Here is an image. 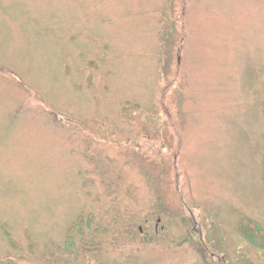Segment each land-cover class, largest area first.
Wrapping results in <instances>:
<instances>
[{"label": "rangeland", "instance_id": "rangeland-1", "mask_svg": "<svg viewBox=\"0 0 264 264\" xmlns=\"http://www.w3.org/2000/svg\"><path fill=\"white\" fill-rule=\"evenodd\" d=\"M263 230L264 0H0V264H264Z\"/></svg>", "mask_w": 264, "mask_h": 264}, {"label": "flooded vegetation", "instance_id": "flooded-vegetation-1", "mask_svg": "<svg viewBox=\"0 0 264 264\" xmlns=\"http://www.w3.org/2000/svg\"><path fill=\"white\" fill-rule=\"evenodd\" d=\"M147 221H148V219H145L143 221V222H146L145 224H143V225H145V227H143L142 224L138 226L139 227L138 230L140 231L139 234L141 235L142 239L145 240V241L146 240L149 241L150 239H154V237L157 235V234H153V232L150 231L151 226L150 227L148 226ZM154 228H156V230L158 231V225H156ZM145 229H148L149 232L148 233H145ZM195 235H197V234H195ZM121 236L123 237L124 234H122ZM162 236L164 237L163 234H162ZM198 236H199V241H197L196 239H195V241L197 243L198 249L200 251H202L205 256H207L206 259H208V257L211 258L212 259L211 263H213L215 261L214 257H217L219 260H221V257L223 259H225L224 258V255H220L216 251L212 250L209 247V245H207L206 239L203 238V235L201 233H199ZM191 237H192V234H191ZM201 245L203 247H201ZM219 255H220V257H219ZM247 258H248L249 264H256L254 260H252L248 256L245 257V255L239 256V261H241V263L244 264V259H247ZM242 260H243V262H242ZM126 261H127V264H130V262H131L130 258L126 259ZM118 264H123V263L122 262H119Z\"/></svg>", "mask_w": 264, "mask_h": 264}, {"label": "trees", "instance_id": "trees-1", "mask_svg": "<svg viewBox=\"0 0 264 264\" xmlns=\"http://www.w3.org/2000/svg\"><path fill=\"white\" fill-rule=\"evenodd\" d=\"M262 233L264 232V230L263 231H261ZM259 233V232H258ZM264 234V233H263Z\"/></svg>", "mask_w": 264, "mask_h": 264}]
</instances>
